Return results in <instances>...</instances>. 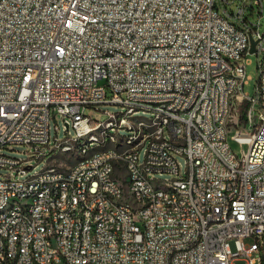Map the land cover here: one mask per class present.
Here are the masks:
<instances>
[{
  "label": "built area",
  "instance_id": "built-area-1",
  "mask_svg": "<svg viewBox=\"0 0 264 264\" xmlns=\"http://www.w3.org/2000/svg\"><path fill=\"white\" fill-rule=\"evenodd\" d=\"M231 1L0 0V205L19 200L0 217V264H264V0L230 11ZM249 52L259 56L253 95ZM108 103L124 111H101ZM135 111L153 116L132 122ZM57 117L64 137L57 124L52 134ZM132 128L138 146L110 148ZM17 144L45 167L24 177L30 159L2 151ZM57 155L75 158L71 174ZM145 173L174 190L149 191ZM56 176H67L60 191ZM36 183L41 199L29 195Z\"/></svg>",
  "mask_w": 264,
  "mask_h": 264
},
{
  "label": "bare ground",
  "instance_id": "bare-ground-1",
  "mask_svg": "<svg viewBox=\"0 0 264 264\" xmlns=\"http://www.w3.org/2000/svg\"><path fill=\"white\" fill-rule=\"evenodd\" d=\"M135 111L130 114V121L139 122L142 117H136ZM97 133H105V125H97ZM143 141V132H139V128H132V135L128 138H117L116 141H110V148L117 146L134 147ZM233 134H226V145H232ZM94 137H86V144L91 145V151H100V143L96 148H92ZM64 174H71V166L64 168ZM111 181H119V173H111ZM67 183V176H56L52 182V191H60L61 186ZM145 184L149 191H166L174 190V183L158 182L152 173H145ZM195 184H203V177H195ZM93 181L82 182L80 186V206H89V197L92 194ZM45 191L44 183H36L29 188V195L34 199H41ZM19 207L18 199H10V202L0 205V217H7L10 211ZM114 207H118V200H111V204H106V211H114ZM35 213V204H28V209L23 212V219H31ZM137 238H145V231H137Z\"/></svg>",
  "mask_w": 264,
  "mask_h": 264
},
{
  "label": "rangeland",
  "instance_id": "rangeland-1",
  "mask_svg": "<svg viewBox=\"0 0 264 264\" xmlns=\"http://www.w3.org/2000/svg\"><path fill=\"white\" fill-rule=\"evenodd\" d=\"M239 1L240 0H232L231 5L228 7V10H230V11L235 10ZM221 9L223 12L224 8L222 6H221ZM262 20H263V29H264V17ZM258 60H259V56H258L257 52H249L247 54L246 74L249 77V81H248V83L245 84L244 90H245V92H247L251 95L255 94V92H256L258 73H259ZM100 109H101V111L104 109H107L111 112L124 111V109L122 108V106L120 104H110V103L100 105ZM97 114L98 113L92 114V115L96 116ZM135 116L136 117L151 118L153 115L149 111H146V112L139 111L138 113L135 114ZM56 124L59 125V127H60L59 136L64 137L66 135V131H67V127H66L64 120L61 117H57L56 120L54 118L52 119V134L53 135H55V133H56L55 129H54V126ZM70 133L72 135H74L75 130L71 128ZM121 133L122 134H128V131L126 129H123V130H121ZM232 146L237 151H240L242 149L238 143L232 142ZM13 147H14V150H11L9 147H6V148H3L2 151H4L6 154H8L12 157H16V158H20V159H30V161L26 162L25 164L33 165V168L28 170L27 174H25L24 177L32 175L35 172H37V171H39L45 167V165H46L45 160L37 159L36 154L34 152V149L31 148L30 146L25 145V144H17ZM96 147H97V143H93L92 148H96ZM145 148H146V146L141 150V158H143ZM243 148L246 149L247 146H244ZM43 150H46V149L43 148ZM74 159L75 158L73 156L57 155L54 160H51V162L60 164L62 167L67 168L68 165H70L71 163L74 162ZM178 160L181 163L183 170H185L186 169V162H185L186 158L184 156H179ZM8 172L9 171L7 169H0V174H7ZM161 177L165 178L166 175H163ZM251 240H252L251 238H247L246 242H250ZM231 247L233 250H236V247H235V244L233 241L231 242ZM234 264H248V259H246V258L236 259L234 261Z\"/></svg>",
  "mask_w": 264,
  "mask_h": 264
},
{
  "label": "water",
  "instance_id": "water-1",
  "mask_svg": "<svg viewBox=\"0 0 264 264\" xmlns=\"http://www.w3.org/2000/svg\"><path fill=\"white\" fill-rule=\"evenodd\" d=\"M251 42H252V48H251V51H254L256 41H255L253 38H251ZM67 127H68V125H67Z\"/></svg>",
  "mask_w": 264,
  "mask_h": 264
}]
</instances>
